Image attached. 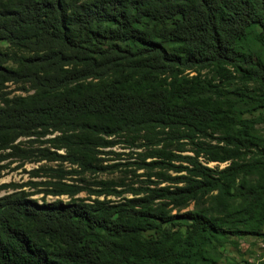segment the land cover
<instances>
[{
    "label": "trees",
    "instance_id": "trees-1",
    "mask_svg": "<svg viewBox=\"0 0 264 264\" xmlns=\"http://www.w3.org/2000/svg\"><path fill=\"white\" fill-rule=\"evenodd\" d=\"M0 41V91L25 93L0 96V152L49 134L40 161L93 173L123 140L167 183L118 202L107 182L103 200L63 183L46 193L66 203L12 191L0 264H218L230 236L260 234L264 141L242 116L264 108V0H0Z\"/></svg>",
    "mask_w": 264,
    "mask_h": 264
},
{
    "label": "rangeland",
    "instance_id": "rangeland-1",
    "mask_svg": "<svg viewBox=\"0 0 264 264\" xmlns=\"http://www.w3.org/2000/svg\"><path fill=\"white\" fill-rule=\"evenodd\" d=\"M8 49V45L0 41V51ZM23 87L20 85L5 84L1 91L2 98L11 99L17 96H24ZM1 106V101H0ZM242 118L252 122L248 129V134L256 141H264V108H259L252 114H245ZM54 136L49 134L34 135L28 138L18 139L14 145L23 153H15L6 150L0 152V197L12 193V191H23L30 199L37 203H53L60 201L68 202V198L47 196L51 185L55 183H63L83 188V192L78 194L76 198L85 200H103L105 196L96 197L94 193L101 190L99 183H112L120 196H110L107 200L113 202L122 199L132 198L130 193H124L130 189L145 188H162L167 183H159L158 179L153 176L158 169L153 172L146 169H137L135 163H139L138 154H144L145 150L139 147L127 145L123 140H119L118 144L109 149L100 150L98 158L100 166L104 169L94 171L93 173H84L77 170L75 166L67 163H51L40 161L38 150H49L55 152L48 141ZM63 155V151H57ZM181 156H190L191 153H176ZM252 154H257L254 150ZM252 155L248 154L247 158ZM155 159L147 158L145 163H151ZM174 165L180 163L174 162ZM205 164V163H204ZM209 168L218 166L222 169L226 164L208 163L205 164ZM51 170L60 171L57 177ZM169 176H175L172 170L168 171ZM159 184V185H157ZM12 186L4 189L3 186ZM188 209H191L189 207ZM218 264H264V226L261 228L258 236L243 235L239 237L230 236L228 242L218 249Z\"/></svg>",
    "mask_w": 264,
    "mask_h": 264
}]
</instances>
